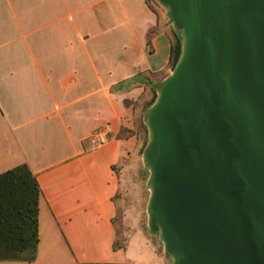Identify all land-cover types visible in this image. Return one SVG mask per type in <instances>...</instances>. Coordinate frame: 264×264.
<instances>
[{"label": "crops", "instance_id": "obj_1", "mask_svg": "<svg viewBox=\"0 0 264 264\" xmlns=\"http://www.w3.org/2000/svg\"><path fill=\"white\" fill-rule=\"evenodd\" d=\"M174 26L145 0H0V174L25 164L42 192L36 260L0 264L155 262L132 236L114 250L113 220L123 134L172 73Z\"/></svg>", "mask_w": 264, "mask_h": 264}, {"label": "water", "instance_id": "obj_2", "mask_svg": "<svg viewBox=\"0 0 264 264\" xmlns=\"http://www.w3.org/2000/svg\"><path fill=\"white\" fill-rule=\"evenodd\" d=\"M181 58L145 117L149 227L172 264H264V0H159Z\"/></svg>", "mask_w": 264, "mask_h": 264}, {"label": "trees", "instance_id": "obj_3", "mask_svg": "<svg viewBox=\"0 0 264 264\" xmlns=\"http://www.w3.org/2000/svg\"><path fill=\"white\" fill-rule=\"evenodd\" d=\"M145 1L153 11H155V2L167 9L159 0ZM169 19L172 22L170 16ZM154 33L151 31L148 35L149 45ZM169 37L172 43L169 70L173 71L182 55V38L176 26L169 32ZM160 76L163 77V74ZM156 100V87L149 85L147 97L141 102L140 114L135 121V130L123 134L126 138L136 137V153L140 156L144 155L149 142L148 129L145 122L143 123V117ZM41 199L42 192L37 179L27 165H19L0 174V262L33 263L36 260ZM113 225L116 229L113 249H124L128 240L121 239V234L117 230V214Z\"/></svg>", "mask_w": 264, "mask_h": 264}, {"label": "rangeland", "instance_id": "obj_4", "mask_svg": "<svg viewBox=\"0 0 264 264\" xmlns=\"http://www.w3.org/2000/svg\"><path fill=\"white\" fill-rule=\"evenodd\" d=\"M118 176L117 230L121 239L126 241L132 236L133 248L147 245L145 255L158 261L153 264H172V260L165 255L159 232H153L149 227L150 173L144 166V157L135 153L132 158L121 162Z\"/></svg>", "mask_w": 264, "mask_h": 264}, {"label": "built area", "instance_id": "obj_5", "mask_svg": "<svg viewBox=\"0 0 264 264\" xmlns=\"http://www.w3.org/2000/svg\"><path fill=\"white\" fill-rule=\"evenodd\" d=\"M107 141V138L105 136L99 135L98 137V144H104Z\"/></svg>", "mask_w": 264, "mask_h": 264}]
</instances>
